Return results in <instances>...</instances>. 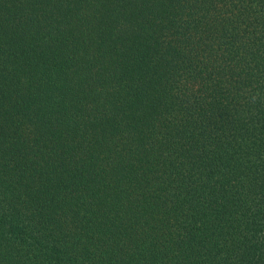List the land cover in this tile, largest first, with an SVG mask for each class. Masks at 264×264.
Here are the masks:
<instances>
[{
	"label": "trees",
	"instance_id": "1",
	"mask_svg": "<svg viewBox=\"0 0 264 264\" xmlns=\"http://www.w3.org/2000/svg\"><path fill=\"white\" fill-rule=\"evenodd\" d=\"M0 264H264V0H0Z\"/></svg>",
	"mask_w": 264,
	"mask_h": 264
}]
</instances>
